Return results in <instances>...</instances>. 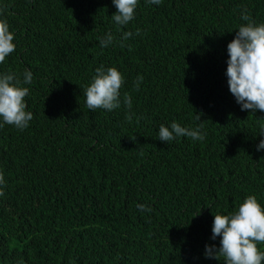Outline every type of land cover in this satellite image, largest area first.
Segmentation results:
<instances>
[{
	"label": "trees",
	"instance_id": "16d2710c",
	"mask_svg": "<svg viewBox=\"0 0 264 264\" xmlns=\"http://www.w3.org/2000/svg\"><path fill=\"white\" fill-rule=\"evenodd\" d=\"M116 11L113 0H0L16 46L0 74L29 88L33 113L23 130L0 127V264H225L204 254L220 246L214 215L249 195L264 208V112L242 111L226 76L241 16L264 23V0H138L124 26ZM100 67L124 78L111 111L86 106ZM173 121L206 135L162 142Z\"/></svg>",
	"mask_w": 264,
	"mask_h": 264
},
{
	"label": "clouds",
	"instance_id": "9594fccd",
	"mask_svg": "<svg viewBox=\"0 0 264 264\" xmlns=\"http://www.w3.org/2000/svg\"><path fill=\"white\" fill-rule=\"evenodd\" d=\"M150 4L159 5L162 0H147ZM138 0H113L117 11L113 14V20L117 25L124 26L134 19V11ZM241 19L248 21L239 26L235 37L228 43L226 76L229 91L235 97L241 110H256L264 112V23L257 24L245 11ZM136 34H139L137 29ZM133 35L131 32L123 33V39ZM15 37L9 30L6 20L0 19V63L6 56L15 51L13 43ZM113 36L109 33L100 40L101 47H107L113 42ZM143 77L138 76L136 89ZM32 73L25 70L23 82L31 84ZM15 81V82H14ZM124 83L121 73L110 67L95 70L91 83L85 88L86 106L90 110H113L120 107V89ZM29 94V88L21 87L15 73L0 74V127L4 124L12 125L16 129L23 130L29 126L33 119V113L26 111L25 97ZM124 103L129 109L132 107L130 94L124 95ZM126 119L131 121V115ZM200 119V115L197 116ZM206 133L200 129L182 127L173 121L170 127L163 124L159 126L158 139L162 142H170L177 137L186 136L192 140H203ZM260 136L264 137V127ZM264 149V139L260 140L257 150ZM5 180L0 173V196L4 195ZM142 211H150L145 205H137ZM221 237L220 246L205 245V256L217 259L222 256L225 264H261L264 261V252L260 251L258 244L264 243V208L258 203L255 195L247 196L239 205L238 210L229 215H214L212 236Z\"/></svg>",
	"mask_w": 264,
	"mask_h": 264
}]
</instances>
